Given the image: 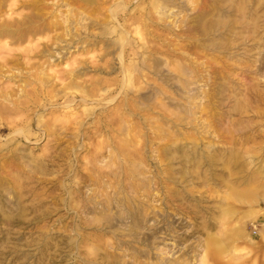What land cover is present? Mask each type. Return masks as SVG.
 Returning a JSON list of instances; mask_svg holds the SVG:
<instances>
[{
    "label": "rangeland",
    "instance_id": "obj_1",
    "mask_svg": "<svg viewBox=\"0 0 264 264\" xmlns=\"http://www.w3.org/2000/svg\"><path fill=\"white\" fill-rule=\"evenodd\" d=\"M7 22L0 103H37L0 113V264H264V0H0Z\"/></svg>",
    "mask_w": 264,
    "mask_h": 264
},
{
    "label": "bare ground",
    "instance_id": "obj_2",
    "mask_svg": "<svg viewBox=\"0 0 264 264\" xmlns=\"http://www.w3.org/2000/svg\"><path fill=\"white\" fill-rule=\"evenodd\" d=\"M151 1V0H150ZM166 2H168V1H166ZM119 4V3H118ZM161 4V3H160ZM159 4V5H160ZM168 4V3H167ZM165 5V4H164ZM208 8V7H207ZM206 9V8H205ZM211 9V8H210ZM117 10V9H116ZM155 11V10H154ZM150 12V11H149ZM212 13V12H211ZM151 14V13H150ZM164 14V13H163ZM162 14V15H163ZM144 17V16H143ZM148 17V16H147ZM134 18V17H133ZM137 22H144L143 20H141V19H139L138 17L137 18H134ZM143 19V18H142ZM146 19H149V18H145L144 17V20H146ZM163 21V20H162ZM109 23V22H108ZM151 23V22H150ZM157 26V25H156ZM207 27L209 28V27H211V23L209 24L208 23V25H207ZM139 28V27H138ZM138 28H136V31H135V33L139 36V39L142 41V40H144V38H143V34L141 33V30L140 29H138ZM22 29V28H21ZM28 29V28H27ZM16 28L13 26V25H11V23H1L0 24V36H11V37H13L12 35H14V33H16ZM32 31L33 32H35L33 29H28L25 33H23V34H21L20 35V38H23L24 37V35L26 34V33H32ZM37 32H39V31H37ZM125 32H126V34L127 33H130L129 31H127V30H125ZM156 36V35H155ZM126 37V36H125ZM123 38H124V36H123ZM155 38V37H154ZM125 39V38H124ZM164 40V39H163ZM166 40V39H165ZM161 43V42H160ZM142 44V46H141V48L144 50V51H147L148 52V55H149V53H150V55H155V54H160L161 53V51L159 50V48L158 47H154V46H151L150 44H149V42H144V43H141ZM125 45H126V43H123V47L125 48ZM170 46V45H169ZM184 48V47H183ZM160 49H165V48H160ZM1 53V52H0ZM127 54V53H126ZM164 54V53H163ZM1 55V54H0ZM167 55V54H166ZM23 56V55H22ZM120 57L122 58L123 57V54L121 53V55H120ZM1 58V57H0ZM148 58V57H147ZM124 60V59H123ZM123 62V61H122ZM189 63V62H188ZM6 64V63H5ZM4 63H2L1 61H0V67H3L4 65H5ZM187 65V64H186ZM190 65V64H189ZM260 68V67H259ZM189 69V68H188ZM258 69V68H257ZM6 71V70H5ZM179 73H180V71H179ZM190 73H191V71H190ZM141 74V73H140ZM216 76V75H215ZM128 81H131V80H128ZM36 91H33V93L32 94H30L31 93V91H27V94L28 95H26V96H28L29 98H28V101H26V100H19V99H15V100H13L12 98L10 99V96H5V94H4V97H2L3 98V102H1L0 103V113H7V115H16V114H18V115H23L24 113H26V111L29 109V107L30 106H32V105H36V100H35V98H33L34 96H35V93ZM26 93V92H25ZM114 96V95H113ZM121 96V95H120ZM125 98V97H124ZM5 100H8V102H9V100H11L12 101V103H13V106L14 107H8V106H5V104H4V101ZM129 100V99H128ZM48 101V100H47ZM126 102V101H125ZM201 102V101H200ZM126 104V103H125ZM35 108V107H34ZM13 120V119H12ZM118 124V123H117ZM106 125V124H105ZM5 128V127H4ZM3 130H5V129H3ZM20 133V132H19ZM99 172V171H98ZM100 173V172H99ZM108 173V172H107ZM87 179V178H86ZM99 196V195H98ZM88 206V205H87Z\"/></svg>",
    "mask_w": 264,
    "mask_h": 264
}]
</instances>
